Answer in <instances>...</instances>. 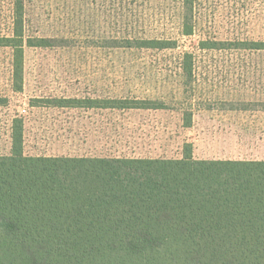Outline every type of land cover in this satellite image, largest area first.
Listing matches in <instances>:
<instances>
[{"label":"rangeland","instance_id":"rangeland-1","mask_svg":"<svg viewBox=\"0 0 264 264\" xmlns=\"http://www.w3.org/2000/svg\"><path fill=\"white\" fill-rule=\"evenodd\" d=\"M24 1L25 37L46 38L53 46H25L20 91L13 50L0 47V155L10 154L18 120L24 153L31 156L181 158L186 142L194 144L196 157L236 156L209 154L206 146L232 143L231 133L247 143L254 141L250 134L264 133L249 129L253 116L264 113V50L234 44L264 41V0H195L186 21L191 35L184 34L183 0ZM11 16L12 0H0V34L12 35ZM137 39L177 44L128 47ZM201 41L219 44L203 49ZM187 52L194 57L192 80L181 69ZM73 98L157 99L168 108L49 103ZM187 111L191 127L184 126ZM232 119L239 125L234 131Z\"/></svg>","mask_w":264,"mask_h":264},{"label":"trees","instance_id":"trees-1","mask_svg":"<svg viewBox=\"0 0 264 264\" xmlns=\"http://www.w3.org/2000/svg\"><path fill=\"white\" fill-rule=\"evenodd\" d=\"M184 34L195 0H183ZM15 90L22 89L24 49L51 47L25 37V1L12 0ZM11 31V26H10ZM129 40L128 47L174 49L176 41ZM219 43L201 41V48ZM224 44V42L222 43ZM264 50V41H237ZM193 54L183 75L194 78ZM2 99L0 98V102ZM41 102V99H37ZM57 107L167 109L139 98L55 99ZM193 114H184L191 126ZM10 154L0 155V264H264V160H204L186 143L182 158L31 156L23 120Z\"/></svg>","mask_w":264,"mask_h":264},{"label":"crops","instance_id":"crops-1","mask_svg":"<svg viewBox=\"0 0 264 264\" xmlns=\"http://www.w3.org/2000/svg\"><path fill=\"white\" fill-rule=\"evenodd\" d=\"M105 109H109V108H105ZM153 110H159V109H153ZM249 124H250L249 129H252L255 132L263 131L264 130V113L263 115L253 116V119L250 121ZM192 125H193V122H192ZM230 125L233 131L236 126H239L238 123L234 122V119H232V123ZM191 126H186V127H191ZM229 137L233 139L232 143H229V144L216 143V144L207 145L206 152H209V154H231V155H236V156L196 157L194 154V144L191 143L193 145L194 157L197 159H204V160H264V133L263 132L260 133L259 135L250 134L249 139L250 140L254 139V141L249 142V143L245 141H242V142L239 141L240 138L242 139L243 137H245L241 134L231 133ZM235 140H237V142ZM243 155H246V156H243Z\"/></svg>","mask_w":264,"mask_h":264},{"label":"built area","instance_id":"built-area-1","mask_svg":"<svg viewBox=\"0 0 264 264\" xmlns=\"http://www.w3.org/2000/svg\"><path fill=\"white\" fill-rule=\"evenodd\" d=\"M23 112L26 113V109H23Z\"/></svg>","mask_w":264,"mask_h":264}]
</instances>
